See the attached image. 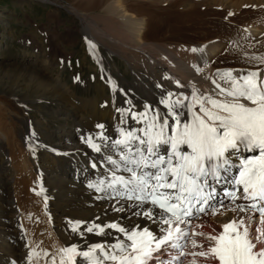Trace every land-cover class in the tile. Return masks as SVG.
Masks as SVG:
<instances>
[{"label":"bare ground","instance_id":"bare-ground-1","mask_svg":"<svg viewBox=\"0 0 264 264\" xmlns=\"http://www.w3.org/2000/svg\"><path fill=\"white\" fill-rule=\"evenodd\" d=\"M28 1L30 0H23L22 3ZM56 1L58 0H52V2ZM74 1H69L67 7L72 13L87 21L85 23L87 29L74 31L75 35L69 31L61 34L67 35L68 38L70 36L76 38L81 31H85L89 40L92 39L91 44L97 53L100 51L96 43L103 44L109 50L118 53L135 69L139 79L135 78L133 81L127 80L119 83L116 81L117 78L115 79L112 75L108 80L104 79L115 83L110 88V94L107 93L106 84L102 83L91 97H80L66 80H62L60 73L54 71L58 59L62 56H58L60 49L57 50L56 47L53 50L50 48L42 50L38 46L40 52H44L43 56L39 50L35 55H31L29 52L28 59L16 63H5L0 59V74H18L17 79L24 83L21 88L23 91L34 88L38 90L37 94L45 92L50 94L56 100L55 110L59 118L66 121L70 117L78 119L86 133L84 138L83 132L74 130L75 126L60 128L57 133L48 130L46 133H40L35 123L30 121L31 115L27 114L24 108L22 116H16L17 114L15 115L10 109L16 101H27L30 94L17 95V93H13L10 96H15L14 103L11 101L12 99H9L10 96L0 95V145H6L9 148L7 157H4L7 159L10 172L12 170L11 182L15 183L18 179L15 185L19 184L21 187L19 196L21 212L20 216L16 212L13 223L14 225L18 223V227L24 232H20L19 237L16 238L17 241H20L15 249L8 244L7 240L1 242L2 255L0 253V258L6 257L4 252L7 255L10 254L8 250L13 252V256L8 257L5 264H53V257L59 264L61 255L59 250L63 247L75 244L81 250H87L88 246L95 244L108 246L117 240L127 241L126 236L118 229L108 227L113 223L131 230L148 228L157 237L164 235L163 229H167L169 226L163 224L156 215L158 210H154L151 219L136 214L147 210L151 205L145 204L138 207L134 200L117 197L113 194L112 189L107 187L114 166L108 163L106 158L108 156L113 159L119 158V150L115 148L113 142L122 138V131L139 130L146 127V122L139 119L140 114L146 113L150 117L156 110L162 114L167 113L166 106L160 101L167 98L168 93L174 94L173 100L177 97L181 99L188 97L189 99L185 100L184 104H189L192 102L194 88L200 94L218 97L219 90L216 88V84L227 86V82L221 77L229 70L234 76L244 75L250 71H259L261 78H264V62L260 59L264 57V29L258 28L261 26L249 28L250 30L247 31L250 35L248 32L242 31L243 37L235 35L236 30L233 32L227 30L230 38L226 44L228 47L225 49L222 46V41H216L215 34H212L213 31L218 30H208L211 32L210 36L206 35L205 30H201L200 33L205 35L202 37L206 38L203 39L204 41L181 42L184 41L181 39L179 42L167 41L166 38L169 37L165 36L166 32H171V30H159L162 35L153 38L146 19L127 10L129 9L127 5L129 0ZM148 1L159 2L162 0ZM182 1L185 2V0ZM55 12L56 15L61 13L60 11ZM231 15L233 16V14ZM248 15L250 13L247 11L240 17L244 16L245 18ZM55 17L60 18V16ZM57 32L55 31V35L51 34L48 40L54 37L59 39ZM193 32L201 35L199 32ZM39 38H45L44 34H41ZM182 39L186 40L187 38ZM56 45L53 44V46ZM226 51H228L226 53L228 55L225 54ZM224 55L228 58L233 56L235 62L223 59ZM221 60H227V63L220 64ZM198 69H202V71ZM114 89H131L129 92L137 97L138 104L121 107L112 93ZM244 102L247 103V101ZM16 104L18 103L16 102ZM196 110H199L198 106ZM180 111L191 115L187 108H182ZM41 120L39 122L42 124ZM169 124L171 126V120ZM62 125H64L63 122L60 126ZM98 125H103V128ZM169 132H171V127ZM89 138L101 146L100 152H97L87 142ZM243 153L239 154V159L234 157L236 163L241 160ZM233 170L230 175H233ZM116 171L117 175H127L123 169ZM33 180L36 181V187L31 189L29 183ZM41 180H44L46 184L49 181L57 187L58 190L51 193V201L55 202L50 201L46 193V185L44 187V182ZM98 188L103 190H98ZM214 197L217 198L218 205H215L210 212L204 215L206 224L201 229L202 231H199L204 235L188 236L189 239L218 235L223 229L222 226L229 220L233 218L237 220L236 217L240 211L233 210L237 207L231 206L227 203V199L219 197L217 192ZM13 198H8V200H12L11 202L15 204V197ZM49 202L50 204L46 205ZM51 205L54 206V209L51 208ZM13 210L15 209L12 208L11 211ZM252 213L250 211L249 215ZM50 216H52V220ZM20 218L24 224L21 223V220L19 222ZM77 221L80 222V229L73 231L72 224ZM90 223L103 227L104 233L101 234L98 229H94L91 235L81 236L80 232L83 227L93 226ZM257 232L261 233L259 229ZM61 233L64 234V237ZM24 234L28 236V239L23 238ZM184 240L186 239H182V241ZM165 248L167 249V247ZM182 250L181 247L180 251ZM34 252L35 255H33ZM186 258L185 255H178L175 258L162 257L159 264L186 263ZM82 260V257H77L78 262ZM200 264H213V260L204 258Z\"/></svg>","mask_w":264,"mask_h":264},{"label":"snow or ice","instance_id":"snow-or-ice-1","mask_svg":"<svg viewBox=\"0 0 264 264\" xmlns=\"http://www.w3.org/2000/svg\"><path fill=\"white\" fill-rule=\"evenodd\" d=\"M260 59L264 62V57ZM221 79L227 86L216 84L218 97L200 94L194 88L192 102L184 104L188 97L173 100L174 94L168 93L167 98L160 101L167 113L156 110L150 117L140 114L139 119L146 122V127L122 131V138L113 142L119 150V158H106L114 166L107 187L117 197L134 200L138 207L151 205L136 214L151 219L154 210L159 209L156 215L169 226L163 229L165 234L157 237L148 228L131 230L113 223L108 227L118 229L127 241L117 240L108 246L95 244L87 250L75 244L63 247L59 250V264H77V257L83 258L81 264H149L163 245L188 238L189 232L179 225L190 226L194 207L200 205L197 210L204 212V205L214 198L216 186L221 183L235 186L228 193L233 201H252L247 208L237 205L234 211L259 212L264 223V78L259 71L234 76L229 70ZM182 108H187L191 115L180 111ZM98 127L103 128V125ZM87 142L97 152L101 151V146L91 138ZM244 151L257 154L244 157L237 164L234 157L239 159ZM234 168L236 175L233 176L230 173ZM117 169H123L127 175H117ZM79 224V221L74 222L72 230L79 231ZM222 227L218 235H208L215 243L207 251L192 255L212 257L219 264H264V248L256 250L243 219ZM94 229L104 233V228L95 224L87 231ZM192 234L204 235L202 232ZM260 235L264 236V232ZM192 243L194 247H203L195 240ZM52 259L53 264H57L55 257Z\"/></svg>","mask_w":264,"mask_h":264},{"label":"rangeland","instance_id":"rangeland-1","mask_svg":"<svg viewBox=\"0 0 264 264\" xmlns=\"http://www.w3.org/2000/svg\"><path fill=\"white\" fill-rule=\"evenodd\" d=\"M22 1L23 0H0V59L4 60L5 63H16L28 59L30 55L29 52H31V55H35L37 50H39V52L41 51L38 49V46H40L42 50H48L49 48L53 50L56 47L57 50L60 49V54H58V56H62L58 59L54 71L60 73L62 80H66L68 85L74 89L75 93L80 97H91L97 92L99 85L102 83L106 84L107 93L110 94V88L115 83L114 81L111 83L104 79L108 80L112 75L117 78L116 80L119 83L126 82L127 80L133 81L135 78L139 79L134 71L135 69L129 65L124 57L109 50L103 44H98L99 51H101L99 56L96 49L92 46L90 47L88 42L90 38L87 37L88 34L85 31H81L80 35L76 36V38H72V36L68 38L67 35L61 34L69 31L75 35L74 31L87 29V25H85L87 21L72 13L67 7V3L74 0H58L56 2H52V0H30L24 3H22ZM240 1L241 0H217L215 2L214 0H185V2H183L182 0H162L159 2H149L148 0H129L127 3L129 9L127 10L134 15H140L146 19L149 30L152 31L153 38L162 35L159 30H171V32H166L165 36L169 37L166 38L167 41L172 40L173 42H179L180 39L184 40L181 42L204 41L203 39L206 38L202 37L205 35L200 33L201 30H205L204 32L208 36L211 34L209 31L218 30L212 32V34H215L214 39L216 41H222V46L226 49L228 47L226 44L230 38V34L227 30H232V32L236 30L235 35L237 34L243 37V34L241 35L242 31L248 32V35H250L249 31H247L250 30L249 28L261 26L258 28L261 30L262 28L264 29V0ZM55 11H60L61 13L56 15ZM247 11L250 15L245 18L244 16L240 17ZM231 14H233V16ZM55 16H60V18ZM55 31H58L59 39L54 37L48 40L51 34H56ZM193 31L199 32L201 35ZM41 34H44L45 38H39ZM181 37L187 39L185 40ZM90 41H92V39ZM53 44L56 46H53ZM226 53H228V51H226L225 54ZM40 54L43 56L44 52H40ZM224 58L227 60L230 59L232 63L235 62L233 56L229 58L225 56L223 59ZM227 60H221L220 64L227 63ZM18 77L19 75L16 73H6V75L0 74V91H3L0 92L1 96H10L13 93H17V95H22L24 93L30 94L28 97L29 99L26 97L27 101H16L15 96L9 97V99H12L11 101L13 103L16 101L20 104L18 105L15 102V105L12 104L14 107L11 105L10 109L15 115L17 114L16 116H22V109L24 108L25 112L31 115L30 121L35 123L40 133H46L47 130L57 133L60 128L75 126L74 130H80L81 133H84V138L86 137L85 129L80 125L78 119L70 117L68 121H66L63 118H59L55 110L57 106L55 103L56 100L53 99L50 94L48 95L46 92L44 94H37L38 90L34 88H28L30 92L27 90H24V92L21 89L24 83L19 81L17 79ZM77 77L79 79H77ZM130 90L131 89H114L112 91L116 101L121 107L138 104L139 100H137V97L130 94ZM40 120L43 122L42 124L39 122ZM62 122L64 125L60 126ZM6 148H8L6 145H0V244L2 241L7 240V242H9L8 244L15 249L20 241H17L16 238L19 237L20 232H23L21 228L18 227V223H16V225L13 223V220L16 218V212L18 216H20L21 212V202L19 200L21 187L19 184L15 185L18 180H16L15 177V183L14 181L11 182L10 176L13 174L12 170L10 172L8 168L9 165L6 162L7 159L5 157H7L9 151V148L5 150ZM5 153L7 154L5 155ZM4 167L7 168L5 169ZM9 178L10 180H8ZM42 182H44V180ZM45 185L46 193L51 201V193L56 192L58 189L49 181L47 184L44 182V187ZM35 187L36 181L33 180L29 183V188L34 189ZM35 196L42 199V197L37 194H35ZM13 197H15V204L11 202L12 200H8V198L14 199ZM51 202L55 201L53 200ZM47 204L49 205L50 202L46 203V205ZM52 207L54 209V206L51 205V208ZM12 208L15 210L11 211ZM50 219L52 220V216H50ZM20 220L21 218L19 222ZM21 223H23L22 220ZM9 228L11 229L9 230ZM87 228V226L82 228L80 232L81 236L91 235V232H88ZM61 235L64 237L63 233H61ZM203 237L204 236H200V239ZM23 238L28 239V236L24 234ZM1 251L0 249V253ZM8 252L10 253L8 255L4 252L6 256H4V259L0 258V264H5L7 258L13 256L12 251L8 250Z\"/></svg>","mask_w":264,"mask_h":264}]
</instances>
